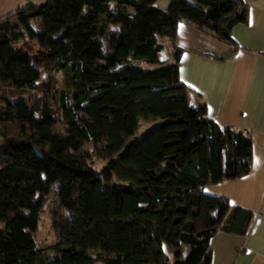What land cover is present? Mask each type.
<instances>
[{"label": "trees", "instance_id": "16d2710c", "mask_svg": "<svg viewBox=\"0 0 264 264\" xmlns=\"http://www.w3.org/2000/svg\"><path fill=\"white\" fill-rule=\"evenodd\" d=\"M248 17L246 0H29L0 17V264H211L215 232L247 234L255 213L203 185L251 171V130L190 104L176 33L236 45ZM54 182L66 213L39 244Z\"/></svg>", "mask_w": 264, "mask_h": 264}, {"label": "crops", "instance_id": "0c3cea01", "mask_svg": "<svg viewBox=\"0 0 264 264\" xmlns=\"http://www.w3.org/2000/svg\"><path fill=\"white\" fill-rule=\"evenodd\" d=\"M28 1L0 0V17ZM246 1L248 20L232 27L236 45L185 20L177 25L176 39L185 46L180 77L190 104L196 107L205 101L210 116L221 124L251 130L253 139L250 172L203 185L205 191L225 195L255 213L247 234L218 230L211 236V264H264V0ZM234 46L222 58L199 51L223 54Z\"/></svg>", "mask_w": 264, "mask_h": 264}, {"label": "rangeland", "instance_id": "374dc122", "mask_svg": "<svg viewBox=\"0 0 264 264\" xmlns=\"http://www.w3.org/2000/svg\"><path fill=\"white\" fill-rule=\"evenodd\" d=\"M169 0H157V3L166 7ZM170 46L166 45L163 49L161 55L166 58V62H170L172 60V55L169 50ZM145 66H154L155 64L142 62ZM48 72H43L41 75V79H46L48 76ZM53 74L58 78L57 86L55 88V94L51 95V99L54 103L57 102V96L59 94L60 89L64 86L63 82V74L61 72H53ZM28 96V95H27ZM158 118L155 119H142L140 127L136 133L137 136H143L147 131H149L157 122ZM92 160L94 161V165L96 167H103L106 163V158H103L97 154L92 156ZM127 181V177L119 176L113 172L110 182L123 183ZM58 184L54 182L51 186L50 191L46 195V198L43 203L42 211L40 212L39 222L35 229L32 230V233L35 236L37 243L39 244H49L54 242L57 239V231L53 226L54 216L55 215H64L66 211L64 209H59L58 198H57V190ZM167 248V246L165 245Z\"/></svg>", "mask_w": 264, "mask_h": 264}]
</instances>
